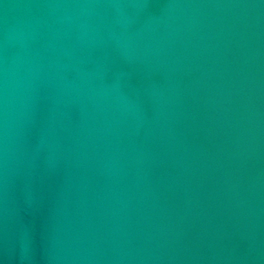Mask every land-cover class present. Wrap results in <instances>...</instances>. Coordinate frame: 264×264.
Segmentation results:
<instances>
[{"label":"water","instance_id":"water-1","mask_svg":"<svg viewBox=\"0 0 264 264\" xmlns=\"http://www.w3.org/2000/svg\"><path fill=\"white\" fill-rule=\"evenodd\" d=\"M0 264H264V0H0Z\"/></svg>","mask_w":264,"mask_h":264}]
</instances>
